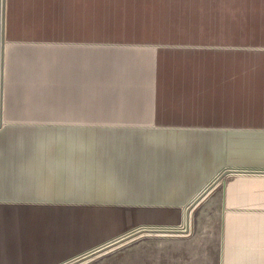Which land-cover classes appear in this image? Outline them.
I'll list each match as a JSON object with an SVG mask.
<instances>
[{
	"label": "crops",
	"instance_id": "crops-1",
	"mask_svg": "<svg viewBox=\"0 0 264 264\" xmlns=\"http://www.w3.org/2000/svg\"><path fill=\"white\" fill-rule=\"evenodd\" d=\"M1 119L0 264H264L262 171L95 251L264 170V0H6Z\"/></svg>",
	"mask_w": 264,
	"mask_h": 264
},
{
	"label": "water",
	"instance_id": "water-1",
	"mask_svg": "<svg viewBox=\"0 0 264 264\" xmlns=\"http://www.w3.org/2000/svg\"><path fill=\"white\" fill-rule=\"evenodd\" d=\"M0 14H1V37H0V126H2V111H3V100H4V49H5V30H6V0H0ZM230 171H262L264 170H237V168H227L223 172H221L217 178H215L204 190L188 205L187 207V216L190 215L191 209L224 177L227 173ZM160 232V231H173V232H179V230H167V228H159V229H140L134 232H131L130 234H127L125 236H122L121 238H118L108 244H105L99 248H97L95 251L99 252L101 250H104L106 248H112L114 247V244L119 243L121 241H124L127 237H130L132 233H140V232ZM109 248V249H110ZM108 250V249H107ZM71 264V263H69Z\"/></svg>",
	"mask_w": 264,
	"mask_h": 264
},
{
	"label": "built area",
	"instance_id": "built-area-1",
	"mask_svg": "<svg viewBox=\"0 0 264 264\" xmlns=\"http://www.w3.org/2000/svg\"><path fill=\"white\" fill-rule=\"evenodd\" d=\"M159 228H166V227L151 226V225H149V226H141V227L137 228L134 231H137V230H140V229L144 230V229H159ZM167 229L179 230L180 233H188V225H187L186 221L182 222V224H180V226H178V227L167 228ZM146 232H149V231H146ZM179 232H175V233H179Z\"/></svg>",
	"mask_w": 264,
	"mask_h": 264
},
{
	"label": "rangeland",
	"instance_id": "rangeland-1",
	"mask_svg": "<svg viewBox=\"0 0 264 264\" xmlns=\"http://www.w3.org/2000/svg\"><path fill=\"white\" fill-rule=\"evenodd\" d=\"M214 14L216 15V14H219L218 12H216V11H214ZM125 242V240L124 241H121V242H119V243H116V244H114V246H116V245H118V244H122V243H124ZM110 248V247H109ZM109 248H106V249H104V250H101V251H99V252H103V251H105V250H107V249H109ZM98 253V252H97ZM74 263H76V262H74ZM74 263H71V264H74Z\"/></svg>",
	"mask_w": 264,
	"mask_h": 264
},
{
	"label": "bare ground",
	"instance_id": "bare-ground-1",
	"mask_svg": "<svg viewBox=\"0 0 264 264\" xmlns=\"http://www.w3.org/2000/svg\"><path fill=\"white\" fill-rule=\"evenodd\" d=\"M186 223H187V225L190 223V215L187 216V218H186Z\"/></svg>",
	"mask_w": 264,
	"mask_h": 264
}]
</instances>
